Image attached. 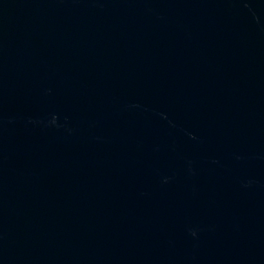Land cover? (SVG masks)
Returning <instances> with one entry per match:
<instances>
[{
  "label": "water",
  "instance_id": "1",
  "mask_svg": "<svg viewBox=\"0 0 264 264\" xmlns=\"http://www.w3.org/2000/svg\"><path fill=\"white\" fill-rule=\"evenodd\" d=\"M0 264H264V0H0Z\"/></svg>",
  "mask_w": 264,
  "mask_h": 264
}]
</instances>
